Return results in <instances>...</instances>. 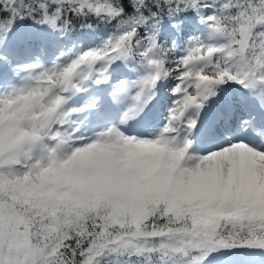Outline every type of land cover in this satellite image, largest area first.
Listing matches in <instances>:
<instances>
[{
    "label": "snow or ice",
    "instance_id": "6c2138e0",
    "mask_svg": "<svg viewBox=\"0 0 264 264\" xmlns=\"http://www.w3.org/2000/svg\"><path fill=\"white\" fill-rule=\"evenodd\" d=\"M0 264H264V0H0Z\"/></svg>",
    "mask_w": 264,
    "mask_h": 264
}]
</instances>
